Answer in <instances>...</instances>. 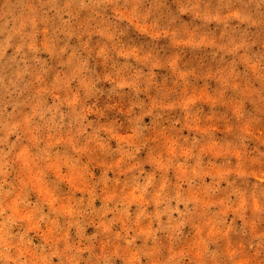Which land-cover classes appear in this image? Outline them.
Returning <instances> with one entry per match:
<instances>
[{"label": "rangeland", "instance_id": "374dc122", "mask_svg": "<svg viewBox=\"0 0 264 264\" xmlns=\"http://www.w3.org/2000/svg\"><path fill=\"white\" fill-rule=\"evenodd\" d=\"M0 264H264V0H0Z\"/></svg>", "mask_w": 264, "mask_h": 264}]
</instances>
